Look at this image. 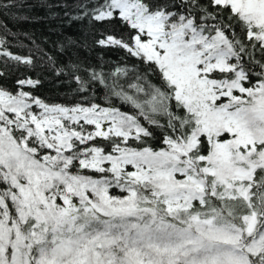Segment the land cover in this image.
Here are the masks:
<instances>
[{"label": "snow or ice", "instance_id": "1", "mask_svg": "<svg viewBox=\"0 0 264 264\" xmlns=\"http://www.w3.org/2000/svg\"><path fill=\"white\" fill-rule=\"evenodd\" d=\"M48 7L55 56L0 24V264H264V0Z\"/></svg>", "mask_w": 264, "mask_h": 264}, {"label": "trees", "instance_id": "2", "mask_svg": "<svg viewBox=\"0 0 264 264\" xmlns=\"http://www.w3.org/2000/svg\"><path fill=\"white\" fill-rule=\"evenodd\" d=\"M56 3L57 0H23L24 7L0 15V24L5 25L9 32L14 34L9 37L13 51L28 54V50L31 49L38 59L42 58L43 53L55 56L57 41L82 34L79 23L69 26L60 8L48 7L49 4ZM41 78L45 82L38 94L49 97L54 102H65L64 95L69 91L67 85L58 87L48 72H43Z\"/></svg>", "mask_w": 264, "mask_h": 264}]
</instances>
